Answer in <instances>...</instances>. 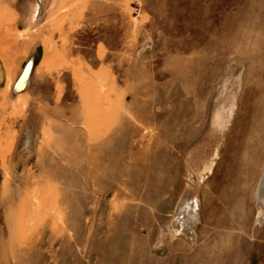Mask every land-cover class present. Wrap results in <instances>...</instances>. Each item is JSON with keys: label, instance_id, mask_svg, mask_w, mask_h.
<instances>
[{"label": "rangeland", "instance_id": "obj_1", "mask_svg": "<svg viewBox=\"0 0 264 264\" xmlns=\"http://www.w3.org/2000/svg\"><path fill=\"white\" fill-rule=\"evenodd\" d=\"M37 2L0 0V264H264V0Z\"/></svg>", "mask_w": 264, "mask_h": 264}, {"label": "bare ground", "instance_id": "obj_2", "mask_svg": "<svg viewBox=\"0 0 264 264\" xmlns=\"http://www.w3.org/2000/svg\"><path fill=\"white\" fill-rule=\"evenodd\" d=\"M43 2H44V0H38L37 6L35 7L36 8L35 9L36 16H38L39 13L41 12V9H42L41 5L43 4ZM0 34H1V31H0ZM23 68H24V66H23ZM23 68L20 71L17 78L13 82H11V84L9 85V90L11 91V89H12V93H14V94H18V95L21 94L22 92L25 91V89L27 88V86L29 84L30 78L27 77V75H28V72L30 71V66L27 67V71L25 72V74L23 75V77L21 78V80L18 83L17 89H20V90L19 91L14 90L15 83L18 80V78L20 77V75L23 71ZM215 156H217V153L215 154ZM213 164H214V162L212 161L209 164V166H207V167L205 166L208 172H210L212 170ZM256 191H257L256 196H257V201H258V203H257L258 219L262 220V218H263L262 216L264 214V161L262 164L261 178H260V182L258 185V190H256ZM190 195L191 194L188 193L185 198H183L182 200L179 201V203L177 204V207L175 209V212H174L175 213L174 219L176 220V224L179 227L180 231H185L186 233L195 237V235H194L193 231H191L190 227H192L191 225L193 223H196L199 220V215H198L197 211L199 208V204H201V203H199V199L197 198V196L194 197V196H190Z\"/></svg>", "mask_w": 264, "mask_h": 264}, {"label": "water", "instance_id": "obj_3", "mask_svg": "<svg viewBox=\"0 0 264 264\" xmlns=\"http://www.w3.org/2000/svg\"><path fill=\"white\" fill-rule=\"evenodd\" d=\"M28 66H30V71L28 72L27 77L30 78L31 73H32V69H33V59H29V60L25 63L24 68H23V71H22L20 77L18 78V80H17L16 83H15L14 90H16V91H19V90H20V89H17V87H18V83H19V81L21 80V78L23 77V75L25 74V72L27 71V67H28Z\"/></svg>", "mask_w": 264, "mask_h": 264}, {"label": "crops", "instance_id": "obj_4", "mask_svg": "<svg viewBox=\"0 0 264 264\" xmlns=\"http://www.w3.org/2000/svg\"><path fill=\"white\" fill-rule=\"evenodd\" d=\"M202 217L205 224H210L215 220V218L214 220L212 219V216L209 213H202Z\"/></svg>", "mask_w": 264, "mask_h": 264}]
</instances>
